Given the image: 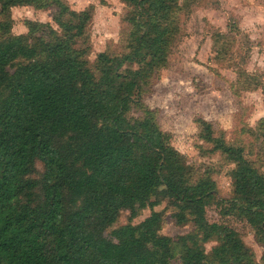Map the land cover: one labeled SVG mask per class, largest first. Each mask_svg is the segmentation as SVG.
Masks as SVG:
<instances>
[{
	"label": "trees",
	"instance_id": "16d2710c",
	"mask_svg": "<svg viewBox=\"0 0 264 264\" xmlns=\"http://www.w3.org/2000/svg\"><path fill=\"white\" fill-rule=\"evenodd\" d=\"M133 8L123 51L97 54L92 67L87 25L91 11L63 0H0V264H264L239 232L205 224L216 194L208 175L191 182L187 167L172 164L171 137L141 102L144 82L167 63L170 13L178 0H120ZM54 7L53 22L25 21L13 34L10 10ZM127 64L136 68H127ZM143 116L129 113L133 105ZM200 137L235 167L240 190L222 214L243 219L264 234V173L243 146L197 120ZM43 170L38 172L36 163ZM185 202L174 214L195 229L175 238L160 235L161 211L104 235L118 214L130 217L152 206V196ZM153 207V206H152ZM215 242L209 252L205 244Z\"/></svg>",
	"mask_w": 264,
	"mask_h": 264
},
{
	"label": "rangeland",
	"instance_id": "374dc122",
	"mask_svg": "<svg viewBox=\"0 0 264 264\" xmlns=\"http://www.w3.org/2000/svg\"><path fill=\"white\" fill-rule=\"evenodd\" d=\"M76 11L90 10L87 25L88 59L94 66L97 54L123 51L122 39L130 31L128 21L133 8L120 0H63ZM56 8L38 9L31 5L15 6L10 10L12 33H27L25 21L53 22ZM0 16V21L3 20ZM170 45L167 63L141 88V102L151 110L160 128L168 132L171 145L178 152L172 164L189 170L191 182L201 176H210L216 183V194L205 207V224L215 232L224 226L237 230L245 244L261 262L264 252V234L249 226L243 219L225 216L230 207L223 200L232 199L239 186L230 177L234 164L226 162L219 153H210L211 144L201 139L197 122H210L215 136H224L232 145L243 146L246 157L264 173V0H178L170 13ZM127 68H136V64ZM131 116H143V108L133 105ZM38 172L43 170L36 163ZM152 206L130 217L122 210L116 221L105 230L136 224L152 210L161 211L163 222L160 235L175 238L191 232L195 222L190 215L184 225L175 223L174 214L183 212L186 203L158 194L152 196ZM182 208V209H181ZM215 242L205 244L209 252ZM180 264L179 254L171 260Z\"/></svg>",
	"mask_w": 264,
	"mask_h": 264
},
{
	"label": "crops",
	"instance_id": "0c3cea01",
	"mask_svg": "<svg viewBox=\"0 0 264 264\" xmlns=\"http://www.w3.org/2000/svg\"><path fill=\"white\" fill-rule=\"evenodd\" d=\"M20 33H24V32H20Z\"/></svg>",
	"mask_w": 264,
	"mask_h": 264
}]
</instances>
